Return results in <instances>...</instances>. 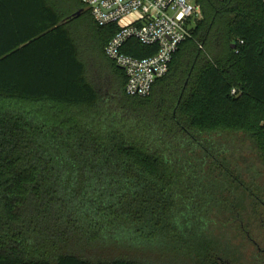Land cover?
Returning a JSON list of instances; mask_svg holds the SVG:
<instances>
[{
	"label": "trees",
	"instance_id": "trees-1",
	"mask_svg": "<svg viewBox=\"0 0 264 264\" xmlns=\"http://www.w3.org/2000/svg\"><path fill=\"white\" fill-rule=\"evenodd\" d=\"M64 1L0 0V264H244L238 242H264V184L234 162L246 141L264 162V0H195L147 97L74 20L90 44L118 26Z\"/></svg>",
	"mask_w": 264,
	"mask_h": 264
},
{
	"label": "built area",
	"instance_id": "built-area-1",
	"mask_svg": "<svg viewBox=\"0 0 264 264\" xmlns=\"http://www.w3.org/2000/svg\"><path fill=\"white\" fill-rule=\"evenodd\" d=\"M99 26L117 25L106 43L108 59L126 75L128 95L147 97L157 79L165 76L179 46L192 36L202 18L195 0H81ZM156 46L150 56L135 57L125 51L129 41Z\"/></svg>",
	"mask_w": 264,
	"mask_h": 264
},
{
	"label": "rangeland",
	"instance_id": "rangeland-1",
	"mask_svg": "<svg viewBox=\"0 0 264 264\" xmlns=\"http://www.w3.org/2000/svg\"><path fill=\"white\" fill-rule=\"evenodd\" d=\"M57 2L61 3L60 1H57ZM64 2L68 4V3H71V0H67ZM62 4H63V1H62ZM78 12L79 10L75 11L72 15H70L69 18L74 20L75 19L74 17L78 16L77 14ZM75 23L79 25L78 29L76 30V35H78L81 39L83 36L85 37L86 43L84 47L86 46L87 48H89L92 45V48L94 50V47L97 46L99 43H103V46H105V37L100 36L97 30L92 29V31H90L91 39L93 41V43L90 44L89 39L87 38L88 35H86L88 31L86 27L82 25L81 21L78 22V20H74V24ZM192 35H193V32H192ZM97 58H99V50H96V52H91L89 59L92 65L95 66L96 64H98ZM105 64L109 65L108 62L106 61H105ZM116 70L119 71L117 68ZM234 162L244 171V173L247 175L249 179L255 178L256 180L255 182L257 184H260V185L264 184V162L259 160V157L257 156V153L255 151V148L253 147V144L250 141H246L244 143L242 150H241V154H237L236 158L234 157ZM246 170L250 172L248 173L246 172ZM258 170L260 171V175H257ZM254 240L257 242V245L252 239L247 242H243L242 245H241V242H238L240 244L239 246L241 247L240 252L243 256L242 262L244 264H264L263 259H261V257L257 254L260 250H262L263 252L264 242L261 237L259 238L258 241L256 239Z\"/></svg>",
	"mask_w": 264,
	"mask_h": 264
},
{
	"label": "water",
	"instance_id": "water-1",
	"mask_svg": "<svg viewBox=\"0 0 264 264\" xmlns=\"http://www.w3.org/2000/svg\"><path fill=\"white\" fill-rule=\"evenodd\" d=\"M81 13V11H79L77 14L79 15Z\"/></svg>",
	"mask_w": 264,
	"mask_h": 264
}]
</instances>
